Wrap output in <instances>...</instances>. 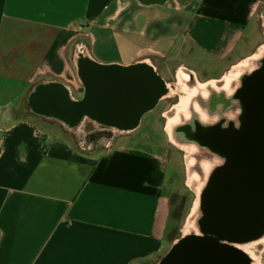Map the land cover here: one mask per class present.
<instances>
[{"label":"crops","instance_id":"1","mask_svg":"<svg viewBox=\"0 0 264 264\" xmlns=\"http://www.w3.org/2000/svg\"><path fill=\"white\" fill-rule=\"evenodd\" d=\"M262 20L264 0H0V264H161L177 243L165 156L78 149L39 122L63 125L35 96L57 84L85 103V61L148 65L163 93L176 69L224 74L255 56ZM162 92L135 125L82 121L138 131Z\"/></svg>","mask_w":264,"mask_h":264},{"label":"rangeland","instance_id":"2","mask_svg":"<svg viewBox=\"0 0 264 264\" xmlns=\"http://www.w3.org/2000/svg\"><path fill=\"white\" fill-rule=\"evenodd\" d=\"M260 26L261 29L264 30L263 20L260 22ZM179 71L180 70L176 69L166 80L169 87L173 90L172 97L161 100L154 111L148 113L143 118L142 127L138 131L128 132L124 127H120L121 129H114L106 126L108 124L96 123L89 120L80 121L71 129L66 128L59 121H39L41 124H44V126L48 127L54 137L66 139L79 147H85L78 149H86L88 151L91 149H106L93 148V146H91L90 141L94 137L101 136L106 139L102 143L103 146L113 145L117 140L134 141L135 144L145 147L139 149H144L149 152L158 151L164 155L171 169L168 195L170 196L172 205L171 226L173 228L171 229L170 237L176 238L177 242L181 238L187 237L186 234L195 233L194 230L188 231L187 225L191 221L194 210L199 202L198 193L200 182H204V191L212 171L221 166L228 157L224 150L226 147L223 146L215 128L225 131L229 128V123L224 121L218 122V117H220L219 115L221 113H219L217 117H213L211 115V106L215 103L216 97H221V95L223 97L225 96L222 100L223 102H220V104H223L227 98L231 100L236 96V93L231 97L227 92L216 91L211 94L208 102L200 100L201 105L209 109L211 119H216L208 126L209 129H207V125L203 126L193 109L189 110L190 113L187 115H178L176 111L179 105H185L184 103L187 99V92L183 83H181L178 78ZM187 72L189 73V70H187ZM221 72L222 68L220 67L208 68L206 71L200 70L202 78H198L197 81L199 83L217 81L219 89L223 88L225 79L229 80L228 86H231V88H235L240 82L239 79L237 80V78H235L237 70L233 69L224 74H221ZM188 85L190 87L194 86V81L191 77L189 78ZM234 102H237L235 98L233 103ZM222 113L221 116H227L226 112ZM162 115L165 117H162ZM172 120H174L172 125L176 130L184 134V137L180 138L182 142L187 144L184 150L181 149V147L175 146L170 137L168 125ZM215 125H217V127H215ZM210 130L212 134H210ZM191 145L195 146L197 151H193ZM219 154L223 157V160L214 165L210 173L205 175L203 159L207 156L212 157L213 155L218 156ZM191 160H193L192 166ZM193 235L194 234H191L190 236ZM253 252L256 253L255 255L260 264H264V244L255 246Z\"/></svg>","mask_w":264,"mask_h":264},{"label":"flooded vegetation","instance_id":"3","mask_svg":"<svg viewBox=\"0 0 264 264\" xmlns=\"http://www.w3.org/2000/svg\"><path fill=\"white\" fill-rule=\"evenodd\" d=\"M252 63H258L255 69L256 73L250 79L246 80L245 78L249 73ZM234 69L237 70L235 78L240 81L235 92L236 96L234 97L239 110L237 121L234 118L230 119L227 116H221L223 113L218 112V107L221 105L220 102H223L222 100L225 96L223 97L221 95V97H216L215 103L211 106V115L217 117L221 113L219 115L220 117H218V122L224 121L229 123L227 130L224 131L215 128L216 132L223 131L238 134L249 132L252 134L254 141L260 138L264 143V42L258 48L255 56L236 66ZM190 77L194 81L193 87L188 85ZM178 78L181 83L186 84L188 91L192 93L186 110L179 112L178 115H187L190 113L189 110L192 108L194 94L200 87L218 86L217 81L199 83L197 81L198 78H202L200 74L191 71L188 73L183 68L180 69ZM228 84L229 80L225 79L224 86H228ZM165 92L166 90L164 89ZM171 97L170 94L167 98L169 99ZM234 98L231 100L227 98L224 101L225 103L222 104L223 112L228 113L233 109ZM162 117L165 116L162 115ZM172 123L169 127L170 137L175 146L184 147V143L179 141L177 130ZM105 140L104 137L98 136L94 137L91 142L94 145H102ZM232 148H240L239 154L241 160L235 162L227 157V160L221 166L215 168L209 176L204 191L205 222L210 230L215 232L219 229L239 230L243 227V210H246L250 212L248 230L254 233L260 230L261 222L264 218V144L263 148L258 145H254L253 148H244L234 144ZM213 166L209 167V173ZM222 216L225 219L231 220L232 223L224 222ZM234 252L236 251L234 250ZM241 256L239 252L233 255L235 264H240ZM222 261L224 264L223 254Z\"/></svg>","mask_w":264,"mask_h":264},{"label":"water","instance_id":"4","mask_svg":"<svg viewBox=\"0 0 264 264\" xmlns=\"http://www.w3.org/2000/svg\"><path fill=\"white\" fill-rule=\"evenodd\" d=\"M84 80L89 88L88 99L80 105L68 104L61 99L50 98L51 107L70 119H75L90 114L106 123L119 126L135 125L140 114L155 106L162 92V82L155 75L145 69H115L98 67L86 64L83 67ZM46 104V102H45ZM37 107V102H35ZM220 140L226 148L231 161L241 160L239 149L232 145L244 148H253L258 145L263 148V140L254 141L252 134L225 132L220 135ZM259 148V149H262ZM257 149V148H254ZM236 177V176H235ZM243 227L239 230H217V234L224 237H240L249 239L257 232L248 230L250 212L243 210ZM225 216V215H224ZM231 224L232 221L225 219ZM206 228L210 229L206 224ZM239 252L242 256L240 264H249L248 257L240 250L223 245L215 239L197 237L195 235L181 238L164 258L162 264H235L233 255Z\"/></svg>","mask_w":264,"mask_h":264},{"label":"bare ground","instance_id":"5","mask_svg":"<svg viewBox=\"0 0 264 264\" xmlns=\"http://www.w3.org/2000/svg\"><path fill=\"white\" fill-rule=\"evenodd\" d=\"M85 61V60H84ZM84 64H88L86 61ZM143 69L149 71L150 73H152L153 75L157 76L154 69L146 66V65H142ZM256 66H258V63H252V65L250 66V70L249 73L247 74V77L245 78L246 80L250 79L252 76L255 75L256 73ZM158 78V77H157ZM183 86L187 92V99L185 101V105H179L178 108L176 109L177 113L186 110L190 98L192 96V93H190L187 89L186 84L183 83ZM165 90L166 92L162 94V99L167 98L170 94L172 96L173 94V90L170 89L169 85H165ZM237 87V86H236ZM236 87L235 88H231V86H223V88L219 89L218 86H209V87H200V89H198L196 91V93L194 94V98L192 101V108L193 111H195V113L198 115L200 121L202 122L203 126L207 125V129L208 126L213 123V121H215L216 119H211L210 116V112L209 109L205 106L203 107L201 105V101H205L208 102L211 94L213 92H220V91H224L227 92L229 94V96L231 95V97H233V94L236 92ZM58 98L61 99L62 101H65L68 104H74V101L72 100V98L70 97L69 91L67 89H65L64 87L57 85V84H53V85H46L44 86L42 89H40L38 91V93L35 96V102H37V111L39 113L57 118L58 120H60L63 125L68 128L71 129L73 128L78 122L83 120V116L75 119H70L67 118L66 116H64L63 114H61L60 112L54 110L53 107H51V102H50V98ZM46 102V104H45ZM238 104L237 102L233 103V109H231L228 113H227V117H229L230 119H233L235 121H237V114H238ZM218 112H223V105H219L218 107ZM264 119V118H263ZM172 121H170L169 125H168V130L170 132V124ZM115 128L121 129L118 126H114ZM223 131H220L218 134L219 136L222 135ZM210 134H212V132L210 131ZM177 135L179 138V141L181 143H184V147H181V149H185L187 147V144L185 142H182L180 138L184 137L183 133H179L177 131ZM193 147V151H197L196 147L191 145ZM223 160V157L220 156V154L218 156L213 155L212 157L207 156L206 158L203 159V166L205 169V175H207L209 173V167L212 165H216L218 164L220 161ZM193 164V160H191V166ZM193 184V183H191ZM203 187H204V182H200V187H199V193H198V197H199V202L197 204V207L194 210V213L192 215L191 221L188 223L187 225V230H194L195 233H188L186 234L187 237H189L191 234H194L197 237H208V238H212L217 240L218 242L224 243V244H228L231 247H234L240 251H242L247 257H248V261L249 264H260L259 260L257 259V256L255 255L256 253L253 252V249L255 246L260 245V244H264V218L262 219L261 222V228L259 231H257L256 235L253 238L250 239H242V238H237V237H224L222 235L217 234V232L215 231H211L210 229L206 228L205 225V209H204V191H203ZM198 191V188H197ZM261 261V260H260Z\"/></svg>","mask_w":264,"mask_h":264},{"label":"trees","instance_id":"6","mask_svg":"<svg viewBox=\"0 0 264 264\" xmlns=\"http://www.w3.org/2000/svg\"><path fill=\"white\" fill-rule=\"evenodd\" d=\"M163 93V92H162ZM162 264V263H161Z\"/></svg>","mask_w":264,"mask_h":264}]
</instances>
